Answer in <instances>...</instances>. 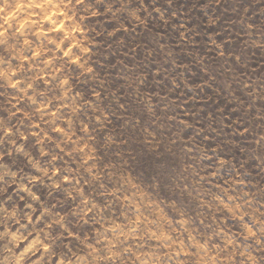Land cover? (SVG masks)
<instances>
[{
	"label": "clouds",
	"instance_id": "9594fccd",
	"mask_svg": "<svg viewBox=\"0 0 264 264\" xmlns=\"http://www.w3.org/2000/svg\"><path fill=\"white\" fill-rule=\"evenodd\" d=\"M0 264H264V0H0Z\"/></svg>",
	"mask_w": 264,
	"mask_h": 264
}]
</instances>
